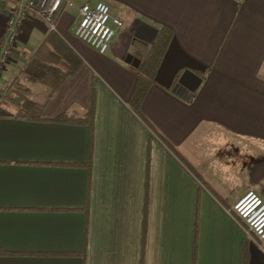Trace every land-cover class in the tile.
<instances>
[{
  "label": "crops",
  "instance_id": "obj_1",
  "mask_svg": "<svg viewBox=\"0 0 264 264\" xmlns=\"http://www.w3.org/2000/svg\"><path fill=\"white\" fill-rule=\"evenodd\" d=\"M73 1L54 31L25 18L0 78L1 105L43 43L73 54L45 120L0 117V264H264L229 211L264 197V0H105L125 22L105 54L75 35L94 1ZM14 4L0 5V43ZM161 27L171 40L140 113L130 98ZM22 82L45 102L46 85ZM93 95L92 141L51 121L85 116Z\"/></svg>",
  "mask_w": 264,
  "mask_h": 264
},
{
  "label": "built area",
  "instance_id": "obj_2",
  "mask_svg": "<svg viewBox=\"0 0 264 264\" xmlns=\"http://www.w3.org/2000/svg\"><path fill=\"white\" fill-rule=\"evenodd\" d=\"M4 0H0V5ZM0 43V78L12 58L19 31L25 18L33 13L43 18L51 31L56 30L59 13L75 7L73 0H14ZM79 7L80 20L75 35L101 54L110 49L118 30L125 25L120 16L113 15L105 0H93ZM229 211L245 224L246 233L259 245L264 241V197L254 190L248 191Z\"/></svg>",
  "mask_w": 264,
  "mask_h": 264
},
{
  "label": "trees",
  "instance_id": "obj_3",
  "mask_svg": "<svg viewBox=\"0 0 264 264\" xmlns=\"http://www.w3.org/2000/svg\"><path fill=\"white\" fill-rule=\"evenodd\" d=\"M172 32L166 27H161L159 35L155 43L150 46L149 50L145 53L143 57V62L138 69L137 82L134 91L130 98L131 105L141 113L142 105L145 97L151 88L152 84L156 80V73L159 68L161 59L170 43ZM51 35L49 41L54 42ZM56 47L61 48V52H54L49 43H43L39 50L34 54V56L26 64L25 68L21 74L14 80L12 86L3 96L2 102L8 99H18L20 102L19 110L16 113L8 111L3 103L0 105V117H15L23 119L32 120H45L42 117L43 109L45 104L51 100L55 93L60 88L64 80L74 72V69H64L63 66L58 65L57 61H62L63 59L67 62L72 63V52L70 47L67 46L65 42H60ZM23 79L32 83H41L47 86L48 94L44 103H39L30 98L31 88L23 83ZM15 92V95L12 94ZM95 99L94 95L92 98V103L90 109L87 111L85 116H75L68 112L62 113L59 116L51 119V121L59 123H79L86 124L90 127L91 141L93 138V126H94V116H95ZM19 104V103H18ZM92 150V147L91 149ZM91 152V151H90ZM0 253H5L0 251Z\"/></svg>",
  "mask_w": 264,
  "mask_h": 264
},
{
  "label": "rangeland",
  "instance_id": "obj_4",
  "mask_svg": "<svg viewBox=\"0 0 264 264\" xmlns=\"http://www.w3.org/2000/svg\"><path fill=\"white\" fill-rule=\"evenodd\" d=\"M40 88L45 90V87H37L34 94H33L34 95L33 97H37V99H40V101H41V99H42V98H40L41 96L39 94H37V91H39ZM12 94L15 95V92H13Z\"/></svg>",
  "mask_w": 264,
  "mask_h": 264
},
{
  "label": "water",
  "instance_id": "obj_5",
  "mask_svg": "<svg viewBox=\"0 0 264 264\" xmlns=\"http://www.w3.org/2000/svg\"><path fill=\"white\" fill-rule=\"evenodd\" d=\"M156 32H158V30L156 29ZM149 45V44H148ZM140 63H141V60L138 59V63L135 64V66L139 67L140 66Z\"/></svg>",
  "mask_w": 264,
  "mask_h": 264
}]
</instances>
